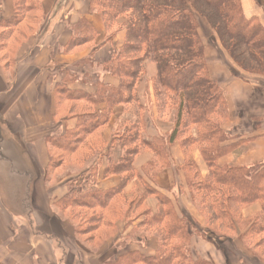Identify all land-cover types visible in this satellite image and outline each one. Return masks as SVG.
I'll return each instance as SVG.
<instances>
[{
    "label": "crops",
    "instance_id": "crops-1",
    "mask_svg": "<svg viewBox=\"0 0 264 264\" xmlns=\"http://www.w3.org/2000/svg\"><path fill=\"white\" fill-rule=\"evenodd\" d=\"M240 1L244 16L257 19L264 28V0ZM66 2L67 7L61 6ZM91 2L43 0L44 20L31 31L23 26L9 27L8 23L15 15V0H0V264H108L128 253L151 258L159 250L157 239L145 242L138 237L136 242H127L134 227L141 225V220L128 228L125 222L115 223L110 236L98 243L99 240L89 238L90 235L79 234L78 226L68 217L74 209L59 206L74 190L110 192L120 188L123 182L119 176L104 175L110 164L119 161L120 148L113 149L102 161L98 155L93 159L97 153L91 154L89 149L91 142L102 141L107 145L106 151L110 150L113 132L124 117L122 107L114 108L109 123L81 145L69 166L63 164L50 169L48 140L76 129L78 119L73 116L79 113V102H83L72 103L59 94L58 86L64 72L70 70L78 75L79 79L69 84L68 89L79 96H94L98 82L111 88H118L120 84L114 76L104 72L103 66L123 46L126 34L122 32L108 43L101 16L90 12ZM81 20L87 21L97 36L86 45L73 47L74 28ZM209 68L227 101L229 123L224 130L232 137L241 136L231 143L249 140L245 152L241 150L224 157L219 160V165L251 167L264 164V86H261L264 77L259 81H248L229 75L226 69L218 70L213 63ZM155 75L156 68L146 66L137 86L139 107L145 108L147 92L153 99L151 79ZM72 107L74 112H71ZM106 108V103H102L95 111ZM143 122V134L147 139L162 134L159 129H151L153 125L147 114H144ZM152 159L147 152L134 159L133 166L142 178L140 181L169 198L182 218L175 199L176 190L186 184L180 169L184 161L179 146L171 150L172 167L161 172L156 182L143 172ZM194 161L206 175V165L198 153L194 154ZM94 168L98 170L93 179L90 172ZM131 183L109 203L104 213L108 224H103L102 228H107L113 220L118 199L130 192ZM178 197L183 196L179 194ZM257 213H261L258 204L244 211L245 216ZM210 247L193 236L194 258L201 257L208 264H227L226 259L213 253ZM253 258L245 259L246 264H264ZM234 264H245L244 258Z\"/></svg>",
    "mask_w": 264,
    "mask_h": 264
},
{
    "label": "trees",
    "instance_id": "trees-1",
    "mask_svg": "<svg viewBox=\"0 0 264 264\" xmlns=\"http://www.w3.org/2000/svg\"><path fill=\"white\" fill-rule=\"evenodd\" d=\"M42 1L15 0V15L9 21L8 26H23L31 31L35 29L44 20ZM214 4L216 7L225 5L228 10L232 9V4L238 5L240 13L237 23L244 25V30L250 29L252 25H255V28L250 31L248 36L236 25L233 30H236L238 38L246 40V46H249L250 50H261L263 54V45L259 44H262L261 41L264 39V28L257 19H247L244 16L241 1L214 0ZM90 12L101 16L108 34V43L113 42L119 31H112L113 27H118L126 32L123 46L114 52L110 61L103 66L104 72L117 77L120 84L118 88H111L98 82L96 84L97 93L94 96H79V93L68 89L69 84L79 79L78 75L70 70L64 72L63 81L58 86L59 94L65 96L72 103L86 102L94 110L91 114L82 116L80 120L79 113L73 116L78 119L75 130L49 138L51 171L63 164L69 166L71 158L79 151L81 145L86 143L89 137L101 127L109 123L116 106L127 104L132 100L139 103L137 86L145 74L147 62L152 61L158 72L153 82L156 97L160 103L159 108L162 109L165 106V99H168L171 102L170 108L176 110V125L167 137L159 135L152 139H147L143 131L139 133L136 125L128 126L123 134H118V137L115 135L109 151L103 148L99 154L97 148L101 146V141L91 142L90 153H97L99 161H102L104 157H109L111 151L117 147V143H120L122 148L133 146L132 149L130 148V152L123 150L119 161L110 164L104 175L109 177L131 171L141 180L140 174L133 166L134 157L138 153L153 152L156 160L149 166L155 171L159 166L169 163V150L177 143L183 145L185 149L194 148L197 145L200 146L204 162L212 172L207 179L203 180L194 159L190 158V155L187 157L189 160L183 166V170L194 202L199 197L201 200L199 206L208 209V206L211 205L210 200H216L217 206L213 215L219 219L230 216L228 202L222 203L223 188L232 187L236 190L235 198L232 199V196L229 198L237 208L256 201H264V187L260 186L264 182V164L255 167L234 168L219 165V160L231 149L234 150L238 144L231 143L224 128L215 122L217 117L223 115L225 118L229 117L227 101L222 89L208 75V66L201 58L202 56L195 54L191 43L192 39L188 35H174V33L179 34V31L190 28L193 21L189 13L178 9L174 0H165L164 3L157 0H92ZM228 12L231 13V11ZM96 36L94 28L87 21L81 20L74 28L71 46L81 47L92 42ZM258 36H262V40L255 41ZM248 37L249 39H247ZM201 83L209 84L215 92L206 90L204 96L200 95L201 92L196 91V87ZM102 103H106L107 108L104 111H95V108ZM146 107H140V109L146 110ZM71 112H74L73 107ZM193 128L196 130L195 136L193 133L191 134ZM138 141L141 143L139 148L135 144ZM95 169L98 170V168ZM97 170L91 174V178L96 177ZM145 170L143 172L148 175ZM125 181L122 182L119 189L110 192L92 190L82 193L74 190L59 203V206L63 209H74L72 212H76L75 217L79 215V208L96 211L95 216L91 219L93 225H90L89 230L84 234L90 235L91 239L100 240L106 231L113 232L114 222L110 221L107 228L103 227V229V224L108 223L105 220L102 222V219L109 203L120 196L121 188L128 184ZM72 186L74 187V183ZM146 186L148 194L158 197L162 211H159L156 216L155 223L157 225L164 224V221L169 219L165 235L160 240L161 246L154 257L147 258L139 253H128L124 258L108 264H130L132 257L141 264H208L204 260H195L189 251L194 234L190 230L191 226L184 222L185 218L178 216L172 201L152 186ZM215 192L219 197H216ZM194 194L196 195L194 196ZM96 215H103V217L99 221ZM161 221L163 222L161 223ZM262 225L260 233L264 232V219ZM250 229L247 230V234ZM77 231L79 232V225ZM181 232L184 234L183 237H180ZM169 242H171L170 245H168Z\"/></svg>",
    "mask_w": 264,
    "mask_h": 264
},
{
    "label": "rangeland",
    "instance_id": "rangeland-1",
    "mask_svg": "<svg viewBox=\"0 0 264 264\" xmlns=\"http://www.w3.org/2000/svg\"><path fill=\"white\" fill-rule=\"evenodd\" d=\"M157 1L160 3H164L165 0ZM70 4L71 1L69 5ZM174 4L178 9H183L186 13H189L193 21L188 30L179 31V34L174 33V35H188L192 39L191 43L193 45V49H195L194 52L195 54L202 56L201 58H203V60L206 62L208 66V75L210 77L211 72L209 64L211 63L215 64L218 70L226 69L227 73H229V75L231 74L235 78H242L248 81H259V78L261 79L264 77V53L262 54L261 50H250L249 46H246V40L244 41L240 37L238 38L236 30H233L235 25L239 30H244V25L237 23L240 13L238 5L232 4V9L228 10L226 9L227 7H225V5L222 7H216L214 4V0H174ZM61 6L67 7V2L61 4ZM228 11H231V13H229ZM254 28L255 25H252L250 29L244 30V32L247 33L246 36H248L250 34V31ZM114 30H119L117 32V35L122 32L126 34L125 30L118 29V27H113L112 31ZM247 39H249V37ZM258 40H262V36H258V38L255 39V41ZM261 42L262 44L259 45H263L262 48H264V39ZM149 65H152V67L156 68V65L152 61L147 62L146 66L148 67ZM157 75L158 72L156 68V75L151 79L153 99L152 96L147 92L148 95L146 99V110H141L139 107V103H136L133 100L127 104L116 106L122 107L124 109V117L122 118L121 122H118L113 132V138H115V135L118 137V134H123L126 130V127L128 126L131 127L136 125L135 127H138L139 133L144 131V114L148 115L152 125L154 126H152L151 129L154 131H158L159 129V131H161L162 134H160V136L162 135L167 137L172 132L177 121L176 110H172L170 108L171 102L168 99H165V106L162 109L159 108L160 103L158 98L156 97L155 86L153 82ZM115 78L119 80L117 77ZM211 78L218 84V82L213 77ZM261 86L263 87L264 84ZM206 90L215 92L214 89H211V87L207 83H201L200 86L196 87V91H200V95L203 96ZM93 110L94 109L88 103L79 102V120L82 116L91 114ZM215 122L219 123L224 128L225 125L229 123V117L225 118L224 115L222 117H217L215 118ZM103 127H105V125ZM192 133L194 136L196 135L195 128L192 129L191 134ZM228 137L230 142L241 138V136H236L235 138L230 136L229 134ZM135 144L138 146V148L141 147L140 141L136 142ZM237 144L238 145L235 147V149H231L229 153L224 157L235 154L236 152H239L241 150L245 152L247 150L249 140H240ZM100 145L101 146L97 148L98 154L103 148H106L107 146L102 141ZM116 145L117 148H120L121 152H123V150H127L128 152H130V150L132 149L131 147H133L127 146V148H122V145L120 143H117ZM176 145L179 146L180 153L183 157L184 164L180 166V169L184 174L186 184L183 185L184 187L181 186L178 190H176V194L178 193V195L180 194L183 197L179 199L178 195H176L175 199L178 203V206L180 207L179 209H181V212L183 214L182 217L185 218L184 222H187L191 226L190 230L194 234V236L197 239L204 241L205 244H210L212 252L216 253L218 256H222V258H225L227 264H234L243 258L246 264L248 262H246L245 259L253 257V259L255 260L260 259L264 262V232L260 233V230L263 227L262 224L264 219V201H256L255 203H252L250 205L240 206V208H237V206L232 201H230L231 199L229 198V196H232V199L235 198L236 190L232 187L223 188L224 190L222 192L224 194L222 203H224L225 201L228 202L230 216L229 218L218 219L216 215H213L215 207L217 206V201L210 200L211 205L208 206V209H204L202 206H199V202L201 201L199 197L195 199L196 202H194L191 195V190L189 189L186 182L185 171L183 170V166L189 160L187 159L189 155L190 158L194 159V154L198 153L199 157L204 161L200 146L196 145L194 148L188 147V149H185L180 143H177ZM173 147H171L169 150V163L164 164V166H159L155 171H153L149 166L153 161L156 160L155 155L151 151L147 152L153 156V159L151 160V162H149V164L145 166L144 170L146 169L145 171L148 174L147 177L151 181L156 182L157 177L161 172L172 167L171 150ZM98 154H96L93 159H95ZM139 154L141 153H138L136 157L139 156ZM173 156L175 157V154ZM173 156L172 159L174 161ZM136 157H134V159H136ZM89 159H91L90 161H92V158ZM205 165L207 168L206 175H204L198 168L200 177L203 180L207 179L210 175V172H212L210 168H208L206 163ZM258 165L259 164L255 166ZM224 167L234 168L237 166L232 164L225 165ZM81 169L82 168L79 167V170ZM95 170L96 169L94 168L90 172V174H94ZM124 173L125 174H118L116 176H119L122 181L126 180L125 182L128 184L132 182L131 188L128 194H123L122 197H119L116 211L114 210L115 215L111 217V219H113L112 223L114 222L113 225H115V223L117 222H125L128 228L135 222L141 220V225L134 227V230H132L130 237L127 238V242H136L135 239H137L138 237H140L145 242H150L153 239H157L159 240L160 247V240L161 237L165 235V228L169 219H166L167 221L165 220L164 224L157 225V223H155L156 216L159 214V211L162 212L160 209L158 197L148 194V192L146 191L147 186L137 179L135 173L131 171H127ZM260 186L264 187V182H262ZM121 189L123 190L125 189V187ZM215 193L216 197H219L218 193ZM195 195L196 194H194V196ZM257 204L260 206L261 213L254 214L252 216L244 215L245 210ZM210 207L212 210L210 209ZM163 210H165L164 207ZM95 212H92L91 210L85 208H79V215H77V217L74 216L76 213L75 211L71 212L68 217L77 226L79 225V234L86 235L84 233L89 230L88 228H90V225H93L91 219L95 216ZM102 217L103 215L97 216L99 221ZM104 220L105 219L103 218L102 222H104ZM162 222L163 221H161V223ZM249 229L250 231L247 234V230ZM110 234L111 231H106V233L102 235L103 237L100 238L98 243H102L101 241H103L105 238L107 239ZM83 235L81 236V238L84 239L85 236L83 237ZM183 236L184 234L183 232H181L180 237ZM170 244L171 242L168 243V245ZM189 251H191V254L193 255V248H191V246L189 247ZM134 256L136 257V255ZM131 259L132 261L130 264H141L140 262H136L137 260L134 257H132ZM194 259L203 260L201 259V257H196Z\"/></svg>",
    "mask_w": 264,
    "mask_h": 264
}]
</instances>
